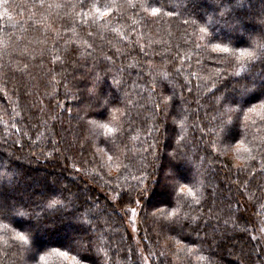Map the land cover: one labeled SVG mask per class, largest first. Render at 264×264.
<instances>
[{
	"label": "trees",
	"instance_id": "trees-1",
	"mask_svg": "<svg viewBox=\"0 0 264 264\" xmlns=\"http://www.w3.org/2000/svg\"><path fill=\"white\" fill-rule=\"evenodd\" d=\"M260 103L264 0H0V264H264ZM113 109L119 133L88 125L111 126ZM241 140L252 160L237 159ZM177 181L203 182L195 223ZM118 184L126 207L141 201L136 239L110 199ZM178 202V219L153 217Z\"/></svg>",
	"mask_w": 264,
	"mask_h": 264
},
{
	"label": "snow or ice",
	"instance_id": "snow-or-ice-1",
	"mask_svg": "<svg viewBox=\"0 0 264 264\" xmlns=\"http://www.w3.org/2000/svg\"><path fill=\"white\" fill-rule=\"evenodd\" d=\"M136 6L140 7L145 14H147L149 10L151 11L153 16H155L158 12H160L159 8L146 7L145 3H140ZM112 7L113 5L111 3L105 4L102 10L100 6L93 4L92 8L94 9V11H90L89 13H86L83 15H91L93 18V22H95L97 17H102V16L107 15V13L111 10ZM200 32L204 33L206 32V29L201 28ZM211 50L213 52H223V53L229 52L228 47L222 46L220 44H212ZM233 55H236L235 50H233ZM255 55L256 54L253 50H250L248 48H241L239 49L237 59L240 60V59L247 58L249 60H252L255 58ZM157 75L161 77H167V73H163V72L158 73ZM212 95L215 96L214 93ZM216 99H219V98L217 97ZM159 107L160 105H154L153 116L157 114L155 109ZM167 107H168V103L165 100L163 104V108L161 110L166 109ZM112 111H113V115H112L111 126L109 123H98L96 120L87 121L88 125L93 129H102L105 135L119 133L121 131V127L118 121L120 117L124 115V113H122L120 109H113ZM227 111L232 112L234 111V109L229 108L227 109ZM248 113H255L258 117H260L261 122H264V103H260L257 107H250L248 109ZM77 119H83V118L77 117ZM246 119H247V114H246ZM173 122L175 123L176 121L174 120ZM152 130L155 131L156 130L155 127ZM181 131L182 132L184 131L183 121H181ZM132 139L136 140L138 139V136H133ZM213 147H215V144H213ZM99 151H103V150L101 149ZM226 151L227 149H224V148L220 149L221 154H223ZM233 151L236 153L238 160H252L253 159L252 151L246 146L243 140L236 143ZM107 160L110 162L113 161V156H107ZM117 167H119V164H117ZM244 167L246 168L247 164H245ZM261 167L264 168V163L261 164ZM134 179L137 180V183L143 184L144 180L147 179L146 168L141 169V175L139 177H134ZM176 186H178L179 194H181V197L186 198L189 202V211L184 212L183 216L185 218H190V220L193 223H195L198 219L197 215L193 214L195 210V206L200 205L202 200L204 199L203 182L197 181L195 184H193V186L190 187L188 184H185V183L181 184L177 181ZM110 199L115 201L121 207H124L126 213L130 212L131 213L130 219L134 221V218L137 215V208L136 207H126L132 203L131 192L122 190V186L118 184L116 185V187L112 189V195ZM51 203L55 204V203H58V201H52ZM135 203L140 204L141 201L136 200ZM236 211H239V209H237ZM180 212H181V206L178 202L176 207L173 208L171 212H166V210L163 208H157L156 212L152 213V215L153 217H157L159 215L160 217H163L164 220H172L173 218L178 219L180 216ZM0 228L4 229L5 232L9 230L8 225L6 224H0ZM11 231L14 233L16 240L20 241L24 245H27L29 243V240L26 234L16 231L15 229H12ZM5 243H7V241H5ZM55 251L56 250L53 249V252ZM56 254H58L59 256L65 257V258L69 257V252L67 251H60ZM39 260L44 261L45 256L44 255L40 256ZM70 264H81V262L79 259H77L76 256H71Z\"/></svg>",
	"mask_w": 264,
	"mask_h": 264
},
{
	"label": "rangeland",
	"instance_id": "rangeland-1",
	"mask_svg": "<svg viewBox=\"0 0 264 264\" xmlns=\"http://www.w3.org/2000/svg\"><path fill=\"white\" fill-rule=\"evenodd\" d=\"M137 208V215L136 217L134 218V221L132 219H130L131 217V213L128 212L127 213V219H128V225H129V229L133 235V237L136 239L139 235V232H140V226H139V211H140V204H137L136 206H134ZM257 218H259L258 216L255 218H253V220L256 221V225H254V228L255 230H258L257 233L254 232L253 236L254 238L258 239V238H261L264 242V218H263V221L261 220H258ZM255 224V223H254ZM253 228V227H252ZM253 228V229H254ZM257 234V235H256ZM74 237V236H72ZM145 253V252H144ZM146 256L144 255V261H145V264H151L149 258L146 259L145 258Z\"/></svg>",
	"mask_w": 264,
	"mask_h": 264
}]
</instances>
